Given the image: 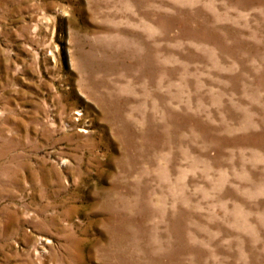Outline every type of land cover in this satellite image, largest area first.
Here are the masks:
<instances>
[{
  "label": "rangeland",
  "instance_id": "rangeland-1",
  "mask_svg": "<svg viewBox=\"0 0 264 264\" xmlns=\"http://www.w3.org/2000/svg\"><path fill=\"white\" fill-rule=\"evenodd\" d=\"M0 264H264V0H0Z\"/></svg>",
  "mask_w": 264,
  "mask_h": 264
}]
</instances>
